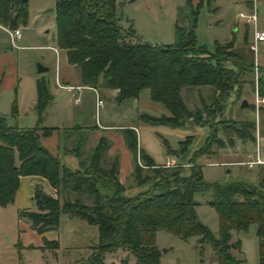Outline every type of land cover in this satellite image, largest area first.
I'll list each match as a JSON object with an SVG mask.
<instances>
[{
	"label": "trees",
	"instance_id": "obj_1",
	"mask_svg": "<svg viewBox=\"0 0 264 264\" xmlns=\"http://www.w3.org/2000/svg\"><path fill=\"white\" fill-rule=\"evenodd\" d=\"M210 1L200 0L197 7ZM26 2L0 0V26L10 30L25 26ZM186 3L192 7L190 0ZM54 11L56 47L65 52L67 64L78 69L82 87L99 92L115 90L116 104L134 100L147 89L150 100L162 106L166 114H141L139 119L143 123L187 129L208 127L211 131L205 146L194 151L185 165L167 167L155 164L138 148L135 132L124 129V141L132 154L131 178L135 186L145 188L136 196L127 197L118 180V157L108 167L103 166L102 155L110 147L105 137L99 139L87 162L81 163V170L75 171L63 166L41 146L40 135L47 137L53 131L39 125L51 100L48 81L42 78L36 81L35 127L10 126L0 116V208L13 204L20 177L43 178L55 197L36 189V210H20L18 217L39 235L56 230L60 215L96 226L97 245L76 264H114L105 263L104 255L118 249L128 252L134 264H160L161 251L156 243L159 231L183 241L195 238L199 248L210 246L221 264H238L230 254L232 232L246 231L250 225L256 226L263 257V180L258 185L243 181L210 185L204 181L198 161L209 154L212 145L222 149L226 145L234 148L237 140L255 143L254 121L215 120L223 115L225 101L232 96L240 99L246 83L252 89L256 87L258 95L264 98V71L257 70L254 62L235 50L232 42H215L213 51L199 46L194 31L198 11H193L190 30L175 26L172 45H150L131 28L123 29L118 23L115 0H54ZM188 88H209L210 105L201 101V109L189 110L181 97L182 90ZM16 115L14 101L11 116ZM220 131L224 140L218 137ZM189 140L190 136H186L179 142L178 156L188 151ZM78 151L79 147L71 153L77 155ZM205 192L211 193L208 204L219 218L217 236L196 215L194 196ZM234 245L238 247V243ZM43 247L55 249L57 242L43 239Z\"/></svg>",
	"mask_w": 264,
	"mask_h": 264
},
{
	"label": "rangeland",
	"instance_id": "obj_2",
	"mask_svg": "<svg viewBox=\"0 0 264 264\" xmlns=\"http://www.w3.org/2000/svg\"><path fill=\"white\" fill-rule=\"evenodd\" d=\"M246 1L248 0H212L210 4H204L201 7H197L198 4H192V7H189L186 0H115V3L119 25L125 29L132 28L144 32L148 42L151 44H174L173 26L175 21H177L176 23L179 26L187 27L190 30L193 27V11H198L194 31L199 46L205 47L207 51H213L215 42L220 44L232 42L235 48L237 46L240 47L238 49L239 52H244L246 50L243 48L245 43L244 41H239L246 35L245 31L247 28L250 35L254 29L252 24L237 18L239 13L247 15L251 12V9L246 6ZM249 1H253L257 13L256 25L258 28L263 29L264 0ZM26 3L28 15L26 24L21 29L22 39L18 43L20 48L17 50L11 49L9 38L0 31V49L10 55L12 54L16 60L20 81L16 94L10 96L11 100L7 97L0 99V114L10 122L12 119L9 114V105L11 103L9 101L16 99L17 102L18 100L23 105L22 111H27L31 99L36 95L37 80L43 78L48 81L50 79L49 93L51 92L54 96L58 94L55 88V75L60 61L57 50L55 51L57 47L55 43L54 1L31 0ZM157 35L161 38H157ZM37 65L48 68V71L44 74H39ZM76 70L78 71V69ZM256 76L254 74L255 78ZM245 80L249 82L248 78H245ZM255 89L256 87L252 89L248 83L244 84L240 99L232 96L225 101L224 113L219 118H216L215 121L222 120L231 123L254 121L256 125L255 143L257 139H261L259 140V145L262 152L261 159L264 160V136L262 135L264 133V106L256 110L254 106L256 100ZM101 92L100 98L105 104V96ZM210 93L209 88H188L183 91L181 97L189 110L194 108L201 109V101L206 105H210ZM139 96V102L147 101L149 90H143ZM243 100L248 102V107L245 109L240 108ZM132 101H126L125 104H132ZM68 104H71V102ZM252 106H254V109H252ZM106 109L109 112L112 107L107 105ZM145 112L154 116L162 115L152 114L148 110H145ZM88 114L91 116V109ZM21 118L28 119L30 114H21ZM41 118L43 119V114ZM213 123L215 122L211 121L210 125L214 126ZM189 131L190 145L188 151L178 156L179 142L185 138H180L178 134L171 133L170 128H165L163 131L160 130L163 134L162 137L172 146L170 147V152L176 151L175 156L178 159H182V156L190 158L194 151L205 146L211 129L208 127H192ZM218 137L224 140V135L221 131L218 133ZM255 143H245V141L237 140L234 148L226 145L222 149L212 145L209 154L203 155L198 161L202 167L204 181L210 185L229 184L237 181L258 185L263 180L264 187V165L251 166L248 164L254 160V154L256 153ZM111 161L112 159L103 157V166L108 167ZM141 163L140 159H138V164ZM123 186L126 192L133 188L145 190V188L135 186L131 176L128 177L127 182ZM45 194L55 197V194L51 191ZM210 198V192L195 194V211L200 223L208 228L214 236H217L219 218L216 211L208 204ZM52 232L57 242L55 249L43 247L42 238L40 237L42 235L39 234L31 236V246L23 248L21 245L22 241L17 237L20 234L17 228L13 229V234L5 232L1 236L0 232V264H76L90 255L92 248L97 245L99 240L96 226L88 225L66 215H60L58 227ZM232 238L233 242L240 241L245 264H259L257 260L259 261L260 257L258 255L260 247L255 225H250L246 231H233ZM156 243L161 249V253L169 250L164 256L166 264H177V258H183V264H200L201 259H205L209 252H213V249L208 245H205L202 249L199 248L195 238L183 241L164 231L157 233ZM197 254H200L199 257ZM262 258L264 259V254ZM134 261V258L128 252L121 249L104 255L105 263L123 264L125 262V264H134Z\"/></svg>",
	"mask_w": 264,
	"mask_h": 264
},
{
	"label": "crops",
	"instance_id": "obj_3",
	"mask_svg": "<svg viewBox=\"0 0 264 264\" xmlns=\"http://www.w3.org/2000/svg\"><path fill=\"white\" fill-rule=\"evenodd\" d=\"M28 3L31 0H26ZM54 1V0H53ZM192 4H198L200 0H190ZM246 6L249 9L254 8L253 1H246ZM238 18V16H237ZM175 21L173 26V38L174 37V28L177 25L183 29L189 30L187 27L179 26ZM247 27V26H245ZM123 28V27H122ZM258 28V26H257ZM22 29V27H20ZM125 29V28H123ZM132 29V28H131ZM261 31H264V28H258ZM7 28L0 26V31L8 36ZM135 35L141 38L143 41L148 42L144 32H140L138 29H132ZM246 35L239 42L244 41L243 54L249 57L251 61L254 62L255 68L257 70L264 71V42H261L257 46V51L254 53L251 51L249 45L251 46L254 42L253 33L250 35L248 33V28L245 31ZM22 34V33H21ZM157 38H161L157 35ZM22 39V36H21ZM20 39V41H21ZM19 41V42H20ZM218 41V40H217ZM220 42H224L219 40ZM1 42V40H0ZM158 42V41H157ZM161 42V41H160ZM247 42V43H246ZM56 43V41H55ZM150 45H164L163 43H154ZM9 45L11 49L14 48L11 44L9 38ZM242 47V46H241ZM240 47L237 46L235 50H238ZM248 49V50H247ZM57 53L59 55V66L56 68V78H55V88L58 91L57 96H54L51 92V100L45 108L43 114V119L39 124L41 127L52 128L53 131L47 137L40 135V144L46 149L53 157H56L60 160L61 164L66 168L75 171L81 170V163H85L88 160L89 154L92 152L94 147L97 145L101 137H105L110 142V147L104 152L103 157H108L113 159L115 156L119 159V168H118V180L120 184L124 185L127 182L128 177L131 176L133 163H132V154L126 147L123 130L131 129L135 132L137 138L138 148L143 150L155 164L164 166L168 163H173L175 165L184 164L189 159L182 156V159H178L177 156L172 155L169 152L170 147H172L166 139L162 136L163 134L160 130L165 128H170L171 133H176L180 138H185L189 135L190 131L187 128H171L168 126H151L140 121L139 116L141 114H148L145 110L152 112V114H166V111L159 106V104L153 103L150 100V94L147 98V101L139 102L138 96L134 99L132 104H116L114 99L116 97L117 91L115 90H102L101 94L105 96V104L103 107L98 109V116L96 118L95 111V99L93 94L87 90L82 89L81 91L74 92L75 94L67 92L58 87L60 86H69V87H82L80 83L79 72L76 68L71 67L67 64L65 52L59 50ZM44 74V73H43ZM264 75V72L262 73ZM48 86L50 84V79H48ZM19 76L16 60L13 58L12 54L0 49V99L2 97L10 98L16 94L17 89L19 88ZM36 90V87H35ZM183 91L181 96L183 95ZM140 95V94H139ZM16 96V95H15ZM37 93L34 98L31 99L28 110L22 111L23 105L16 99H13L9 105V114L11 116L12 104L15 101L17 104V115L15 117L11 116V122L7 120L8 125L16 126L20 129L33 128L38 124V116L34 110L36 104ZM11 100V98H10ZM68 100V101H66ZM77 100V101H76ZM107 100V101H106ZM71 104H68L70 103ZM109 103V104H108ZM112 104V105H111ZM107 105L112 107V110L108 112ZM91 109V116L88 114ZM35 113V114H34ZM21 114L29 115L30 118L22 119ZM2 114H0L1 116ZM150 115V114H148ZM90 116V117H89ZM154 116V115H151ZM261 139H258V142ZM166 142V145L164 144ZM243 143V142H242ZM79 151L77 155L71 153L74 148H78ZM264 161V160H263ZM39 189L44 194L49 191L53 192L48 183L41 177L38 176H24L20 177L19 187L14 197V202L12 205H9L5 208H0V232L1 236L5 232H11L14 228H17L18 239L22 242V247L31 246V238L34 235H38L35 231L30 229L28 222L21 220L18 217V211L27 210L35 211L36 206L33 200L35 190ZM142 190L138 188H133L129 191H125L127 197H134ZM54 193V192H53ZM14 233V232H13ZM12 233V234H13ZM27 235V237H25ZM32 236V237H31ZM43 239L51 242L56 241V237L52 231L45 232L40 236ZM258 240V238H257ZM157 241V236H156ZM233 238L230 243H232V248L230 250L231 256L234 258L238 264H245L244 253L242 251L240 241L238 247L234 248L235 245ZM259 242V241H258ZM42 246V245H41ZM158 247V246H157ZM159 248V247H158ZM159 250H161L159 248ZM169 250H165L161 253L160 264H166L164 260L165 254ZM198 257L200 254H197ZM258 255L259 261L257 263L264 264V259L262 261V253L259 251ZM258 259V257H257ZM177 264H183V258H177ZM207 262V263H206ZM200 264H221L218 258L216 257L214 251L209 252L205 259L200 260Z\"/></svg>",
	"mask_w": 264,
	"mask_h": 264
},
{
	"label": "built area",
	"instance_id": "obj_4",
	"mask_svg": "<svg viewBox=\"0 0 264 264\" xmlns=\"http://www.w3.org/2000/svg\"><path fill=\"white\" fill-rule=\"evenodd\" d=\"M239 19H243L245 20L248 24H252L254 26V33H253V44L250 46L251 51H253L254 53H256L257 51V46L259 43L264 42V31H261L257 28V13L255 8L251 9V12L247 15L243 14V13H239L238 15ZM8 36L10 38L11 44L14 48H19L18 47V43L21 39V29L20 28H16L13 30L8 29L7 30ZM255 73L257 75V70L255 69ZM257 78V76H256ZM257 80V79H256ZM58 87L72 93V95H74L76 91H81L82 89H87L89 90L92 94L93 97L95 99V106H96V111H95V115L96 118L98 116V109L103 107L104 102L103 100L100 98V92L97 89H93V88H84V87H69V86H60L58 84ZM255 103L254 106L256 108V110H258L260 107L264 106V98L260 97L257 93V90L255 89ZM77 101V100H76ZM255 148H256V153L254 154V160L251 161L250 163H248L249 165H264V161L261 159V148L257 139V142L255 143ZM173 163H168L165 166L169 167V166H173Z\"/></svg>",
	"mask_w": 264,
	"mask_h": 264
},
{
	"label": "water",
	"instance_id": "obj_5",
	"mask_svg": "<svg viewBox=\"0 0 264 264\" xmlns=\"http://www.w3.org/2000/svg\"><path fill=\"white\" fill-rule=\"evenodd\" d=\"M22 1L25 2L26 0H22ZM47 71H48V68H45V67H43L41 65H37V72L39 74H43V73H45ZM247 107H248V102L246 100H243L241 102V104H240V108L241 109H245ZM171 154L172 155H175L176 154V151H171ZM42 197L45 199V201L48 200V197L46 195H43Z\"/></svg>",
	"mask_w": 264,
	"mask_h": 264
}]
</instances>
